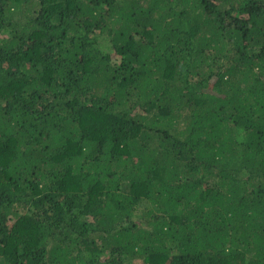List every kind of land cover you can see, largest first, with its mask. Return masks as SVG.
Segmentation results:
<instances>
[{
	"label": "trees",
	"instance_id": "obj_1",
	"mask_svg": "<svg viewBox=\"0 0 264 264\" xmlns=\"http://www.w3.org/2000/svg\"><path fill=\"white\" fill-rule=\"evenodd\" d=\"M0 264H264V0H0Z\"/></svg>",
	"mask_w": 264,
	"mask_h": 264
}]
</instances>
